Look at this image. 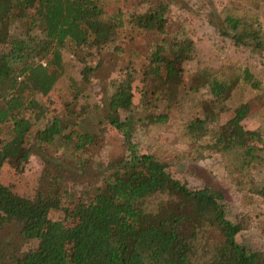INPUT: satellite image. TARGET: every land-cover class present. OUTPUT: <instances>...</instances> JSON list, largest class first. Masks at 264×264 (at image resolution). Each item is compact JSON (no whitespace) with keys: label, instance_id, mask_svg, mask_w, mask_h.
<instances>
[{"label":"trees","instance_id":"obj_1","mask_svg":"<svg viewBox=\"0 0 264 264\" xmlns=\"http://www.w3.org/2000/svg\"><path fill=\"white\" fill-rule=\"evenodd\" d=\"M106 1L0 0V43L5 45L0 52V137L9 135L0 142V171L7 161L17 169L29 161L32 122L45 117L35 113L37 97L51 93L64 75L65 47L101 49L126 38L123 9L112 13L104 6ZM156 2L144 13H130L128 25L155 36L142 70L169 86L192 54L189 49L180 50L177 36L170 32L165 17L168 4ZM230 12L222 13L221 25L215 24L220 35L236 46L264 52L258 20ZM15 24L22 28L19 37L10 33ZM200 78L202 86L210 81L206 73L195 82ZM130 86L122 87L107 106L108 125L120 140L113 145L105 130L78 137L73 145L74 153L89 151L85 164L98 162L104 183L92 201L76 203L73 225L51 221L50 212L60 208L59 199L24 197L0 182V232L5 225L16 223L22 240L39 242L36 249L15 256L14 264H264L263 252L240 241L244 225L229 219L221 190L191 189L174 176L171 164L139 154L133 141L135 120L121 115L132 104ZM232 88L223 87V95L213 90L217 97L212 104L226 100ZM166 90H161L163 100L171 93ZM252 108L251 103L239 106L230 120L232 132H217L208 147L222 155L240 149L249 154L251 147L240 143L238 131ZM166 114L151 117V122H167ZM213 116L209 106L203 119L187 123L186 138L197 139L196 132ZM59 124V118L51 119L34 138L50 141L53 127ZM95 149L109 152L106 164L94 158ZM256 190L264 198V187Z\"/></svg>","mask_w":264,"mask_h":264},{"label":"rangeland","instance_id":"obj_2","mask_svg":"<svg viewBox=\"0 0 264 264\" xmlns=\"http://www.w3.org/2000/svg\"><path fill=\"white\" fill-rule=\"evenodd\" d=\"M156 1L103 2L112 13L123 9L126 38L101 49L65 47L64 75L51 93L37 97L35 113H43L45 117L32 122L30 159L18 169L5 162L0 182L24 197L59 199L60 208L51 210V221L56 225H73L76 203L92 201L96 190L104 186L100 182L102 172L98 171V162L93 166L91 162L85 164L84 159L90 158L89 151L86 155L74 153L73 145L78 137L105 130L113 145L120 140L108 125L107 106L122 87L131 83L130 111H121V115L135 120L133 141L139 154L171 164L174 176L191 189L208 186L221 190L229 219L244 225L240 241L264 253V198L256 190L258 186L264 187V52L236 46L230 38L221 36L215 26L221 25L224 14L231 10L235 15L246 14L258 20L264 34V2L162 0L168 4L165 17L170 32L178 38L179 49H189L192 54L181 75L171 78L167 86L162 79L146 76L142 70L145 57L157 39L152 33L128 25L130 13H144L155 7ZM21 30L15 24L10 33L19 37ZM4 46L0 43V52ZM201 73L210 75L209 83L203 86L201 78L195 82ZM226 86L233 87L230 96L212 104L217 97L212 91L223 95ZM163 88L171 92L165 100L161 96ZM156 89L159 91L153 96L151 92ZM244 103H251L253 108L239 127L238 138L241 144L251 147V152L240 149L222 155L209 148L217 132H232L230 120ZM209 106L213 108V118L196 132L197 139L186 138L189 137L187 123L203 119ZM166 113L167 122H151V117ZM54 118L60 119V124L53 127L54 138L50 141L34 138ZM258 131L263 135L256 136ZM44 138L45 134L41 136ZM8 139L9 135H5L0 137V142ZM95 151L96 160L104 164L109 161L108 151ZM38 244L37 240H22L18 224L5 225L0 232V264H14L15 256L36 249Z\"/></svg>","mask_w":264,"mask_h":264}]
</instances>
